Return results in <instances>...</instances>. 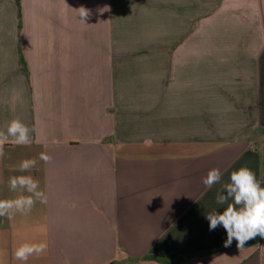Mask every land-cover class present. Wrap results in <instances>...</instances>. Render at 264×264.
<instances>
[{"label":"crops","instance_id":"1","mask_svg":"<svg viewBox=\"0 0 264 264\" xmlns=\"http://www.w3.org/2000/svg\"><path fill=\"white\" fill-rule=\"evenodd\" d=\"M14 118L32 143L5 144L0 199L30 175L47 203L0 217V264L25 242L48 244L26 264H264V238L225 247L206 218L240 167L264 186V0H0Z\"/></svg>","mask_w":264,"mask_h":264},{"label":"clouds","instance_id":"2","mask_svg":"<svg viewBox=\"0 0 264 264\" xmlns=\"http://www.w3.org/2000/svg\"><path fill=\"white\" fill-rule=\"evenodd\" d=\"M74 10V9H73ZM80 22L86 24L89 10L81 6L75 9ZM29 128L19 118H14L0 129V157L4 156V146L11 143L16 146H28L32 143ZM146 146H151V140L144 141ZM39 159L49 163L52 157L46 152L39 154ZM37 160L24 159L18 168L21 172H27L34 168ZM221 172L217 168L209 170L206 176L201 178L205 189H211L220 183ZM8 185L11 191H19L21 194L12 199H0V217L11 219L15 214L28 215L36 203H47V196L40 190L39 181L30 175H18L9 178ZM226 191V195L224 192ZM26 193V194H25ZM216 203L226 205L222 213L212 211L207 214L209 230H215L223 226L227 232L225 247L231 246L233 239L237 241V247L242 249L247 241L260 236L264 238V186L257 179L255 172L248 167H240L231 172L230 182L223 185L222 192H218ZM47 242L22 243L15 248L13 256L17 261L26 262L32 256H40L47 252Z\"/></svg>","mask_w":264,"mask_h":264},{"label":"trees","instance_id":"3","mask_svg":"<svg viewBox=\"0 0 264 264\" xmlns=\"http://www.w3.org/2000/svg\"><path fill=\"white\" fill-rule=\"evenodd\" d=\"M260 238H261L260 236H257V237L254 238V239H256V240H260ZM248 243H249V241L246 242V244H248ZM246 244H245V245H246ZM160 257H162V256H160ZM158 258H159V257H158Z\"/></svg>","mask_w":264,"mask_h":264}]
</instances>
